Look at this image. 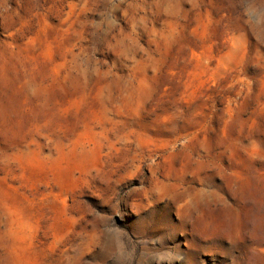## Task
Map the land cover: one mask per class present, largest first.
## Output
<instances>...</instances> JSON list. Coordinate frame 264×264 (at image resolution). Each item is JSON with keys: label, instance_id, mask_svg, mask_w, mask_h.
Here are the masks:
<instances>
[{"label": "rangeland", "instance_id": "374dc122", "mask_svg": "<svg viewBox=\"0 0 264 264\" xmlns=\"http://www.w3.org/2000/svg\"><path fill=\"white\" fill-rule=\"evenodd\" d=\"M0 264H264V0H0Z\"/></svg>", "mask_w": 264, "mask_h": 264}]
</instances>
